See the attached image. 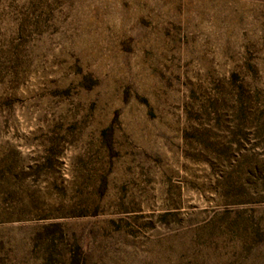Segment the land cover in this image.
Returning <instances> with one entry per match:
<instances>
[{"label":"rangeland","instance_id":"374dc122","mask_svg":"<svg viewBox=\"0 0 264 264\" xmlns=\"http://www.w3.org/2000/svg\"><path fill=\"white\" fill-rule=\"evenodd\" d=\"M0 264H264V0H0Z\"/></svg>","mask_w":264,"mask_h":264}]
</instances>
